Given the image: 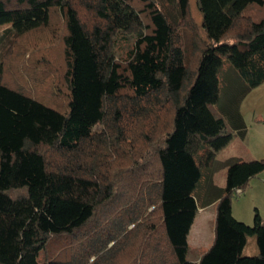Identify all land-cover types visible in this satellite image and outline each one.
Listing matches in <instances>:
<instances>
[{
	"label": "trees",
	"instance_id": "trees-1",
	"mask_svg": "<svg viewBox=\"0 0 264 264\" xmlns=\"http://www.w3.org/2000/svg\"><path fill=\"white\" fill-rule=\"evenodd\" d=\"M84 1L92 25L74 0H0V264H264L258 208L252 224L233 214V196L264 171V158L217 159L234 132L246 137L241 103L264 82V0H198L206 38L190 0ZM54 8L66 24L63 108L50 98L60 87L43 91L22 72L7 78L1 49L49 26ZM184 25L194 65L179 39ZM120 33L135 37L125 62L115 52ZM141 122L160 135L156 162L135 166L118 191L103 169ZM111 203L120 205L91 226ZM211 204L213 242L189 260L191 227ZM252 237L257 252L246 255ZM54 238H63L61 255L47 251Z\"/></svg>",
	"mask_w": 264,
	"mask_h": 264
},
{
	"label": "rangeland",
	"instance_id": "rangeland-1",
	"mask_svg": "<svg viewBox=\"0 0 264 264\" xmlns=\"http://www.w3.org/2000/svg\"><path fill=\"white\" fill-rule=\"evenodd\" d=\"M78 5L80 12L83 14V20L86 24L92 25L95 22V16L90 11L87 2L82 0H74ZM76 5V6H77ZM90 9V10H89ZM250 12L256 15L262 14L259 9L251 8ZM190 13L199 28V33L202 38H206L204 31L201 28L202 11L199 8L198 0H190ZM149 18L145 17V21ZM179 39L186 50L187 62L190 65L196 63L197 57L191 50L192 47V32L188 27L180 26ZM66 35L65 16L63 12L54 8L50 25L39 28L17 38L13 44L8 41L2 44V52L7 54L6 60V77L12 74L25 73L31 78L38 80L43 91L50 88L60 87V95H53L50 98L63 108L67 101L68 87L65 71L67 68L65 58V43ZM135 37L130 33H120L115 41V52L117 58L121 62L128 59L129 51L133 48ZM48 92V91H47ZM129 92V91H126ZM164 94V92H162ZM163 96V95H162ZM241 113L247 125V135L242 137L239 133L234 132L229 144L217 152V159L224 161L230 157H238L244 160L262 159L264 158V82L253 88L243 99L241 103ZM96 130L101 132L103 125L98 124ZM115 134L119 132L114 130ZM130 142H124L120 147V152L115 153L116 159L107 164L104 180L119 184V190H124L130 184V179L133 176L132 171L135 166L140 165L147 159L156 162V153L154 151L157 142H154L155 131H149L146 128V123L133 125V129L127 132ZM154 142V143H153ZM108 150V148L106 149ZM109 154L114 155L111 150ZM214 182L219 186L226 184V169H219L214 174ZM19 193V192H15ZM120 192L119 194H122ZM233 204L237 217L248 219L245 223L252 224L255 215V209L258 208L260 214L264 218V171L252 177L245 187V190L240 195L233 196ZM120 204L111 203L104 205L97 212L95 220L90 222L91 226L95 227L97 223L101 224L104 220L110 217L111 208H118ZM239 211L241 215L239 214ZM211 209H207L204 213L199 212L192 227V233L189 236L188 259L193 260L198 254L203 253L208 248V241L211 239L214 231V220L210 218ZM208 215L204 220L203 216ZM235 216V217H236ZM88 227H91V226ZM133 224L130 225V228ZM92 228V227H91ZM202 232L199 235V232ZM113 245V242L109 244ZM256 240L254 237L245 250L246 255H251L255 252ZM65 246L63 238H54L48 247V253L63 254L61 251ZM46 256V252L42 257ZM95 260V256L90 258V261Z\"/></svg>",
	"mask_w": 264,
	"mask_h": 264
},
{
	"label": "crops",
	"instance_id": "crops-1",
	"mask_svg": "<svg viewBox=\"0 0 264 264\" xmlns=\"http://www.w3.org/2000/svg\"><path fill=\"white\" fill-rule=\"evenodd\" d=\"M202 19H203V15H202ZM202 19H201V23H202ZM207 209H211V210H212V212L210 213V218L213 219V220H214V223H215L216 204H211V205H209V206H207V207L200 208L199 211H198V213H199V212L204 213ZM198 213H197V215H198ZM233 214H235V207H234V204H233ZM239 214L241 215L240 211H239ZM197 215H196V217H197ZM207 216H208V215L203 216V219L206 220V219H207ZM235 216H236V215H235ZM241 216H242V215H241ZM236 218H238V219H242V220H245L246 222H248V219L246 220V219H244V218L237 217V216H236ZM195 220H196V218H195ZM194 222H195V221H194ZM193 224H194V223H193ZM192 227H193V225H192ZM192 227H191V230H190L189 236H190L191 233H192ZM201 233H202V232L200 231V232H199V235H200ZM189 236H188V242H189ZM213 239H214V231H213V235H212L211 239L208 241V248L211 246V244H212V242H213ZM249 242H250V240H249ZM255 247H256L255 252L252 253V254H255V253L257 252V245H255ZM208 248H207V249H208ZM207 249H206V250H207ZM206 250H205V251H206ZM205 251H204V252H205ZM204 252H203V253H204ZM203 253L198 254V255L195 257V259H193L192 261H199V259L201 258V256H202Z\"/></svg>",
	"mask_w": 264,
	"mask_h": 264
},
{
	"label": "built area",
	"instance_id": "built-area-1",
	"mask_svg": "<svg viewBox=\"0 0 264 264\" xmlns=\"http://www.w3.org/2000/svg\"><path fill=\"white\" fill-rule=\"evenodd\" d=\"M237 192H238V194H242L243 193V191L241 189H238Z\"/></svg>",
	"mask_w": 264,
	"mask_h": 264
}]
</instances>
